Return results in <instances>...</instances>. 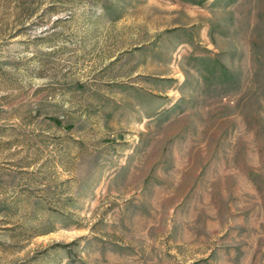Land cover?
Wrapping results in <instances>:
<instances>
[{
  "label": "rangeland",
  "instance_id": "rangeland-1",
  "mask_svg": "<svg viewBox=\"0 0 264 264\" xmlns=\"http://www.w3.org/2000/svg\"><path fill=\"white\" fill-rule=\"evenodd\" d=\"M0 264H264V0H0Z\"/></svg>",
  "mask_w": 264,
  "mask_h": 264
}]
</instances>
